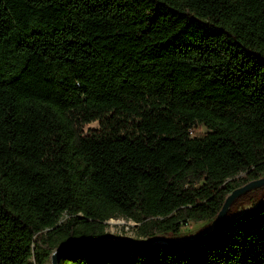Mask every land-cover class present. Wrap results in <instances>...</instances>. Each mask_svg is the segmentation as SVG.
<instances>
[{"label":"trees","instance_id":"16d2710c","mask_svg":"<svg viewBox=\"0 0 264 264\" xmlns=\"http://www.w3.org/2000/svg\"><path fill=\"white\" fill-rule=\"evenodd\" d=\"M263 177L264 0H0V264H264V206L102 243Z\"/></svg>","mask_w":264,"mask_h":264},{"label":"rangeland","instance_id":"374dc122","mask_svg":"<svg viewBox=\"0 0 264 264\" xmlns=\"http://www.w3.org/2000/svg\"><path fill=\"white\" fill-rule=\"evenodd\" d=\"M99 127V123L95 122L90 124L86 129H95ZM204 132L203 127L195 130V133L200 134ZM264 206V187L250 191L239 197L229 209L227 219L229 221L236 217L243 216L247 213L256 212L260 207ZM214 224V223H213ZM206 225L205 223L188 224L183 228V234L190 238L198 236V233L213 226ZM136 223L127 221L125 219H112L108 221L107 238L114 239H134L142 240L136 235ZM206 233V232H205ZM51 264V261L49 262Z\"/></svg>","mask_w":264,"mask_h":264},{"label":"water","instance_id":"95a60500","mask_svg":"<svg viewBox=\"0 0 264 264\" xmlns=\"http://www.w3.org/2000/svg\"><path fill=\"white\" fill-rule=\"evenodd\" d=\"M264 187V177L256 180V181H252L250 183H248L247 185L236 189L231 195H229V197L226 199V202L222 208V210L220 211L219 215L217 216L213 226L204 234H202L201 236H197L194 238H190V239H172V238H165V237H154L151 239H147V240H134V239H106L105 241H103L102 243H106V242H120L123 244H132V245H138V246H144V245H152L155 243H163V244H173V245H185L191 242H195L201 239H205L208 238L210 236H212L213 234H215L217 231H219L225 224L226 219H227V215L229 212V209L231 208V206L233 205V203L242 195L253 191L255 189H259ZM98 242H93L90 244H96ZM65 247H62L60 249H58L52 256L51 258V264H59V256L61 255V253L65 250Z\"/></svg>","mask_w":264,"mask_h":264}]
</instances>
